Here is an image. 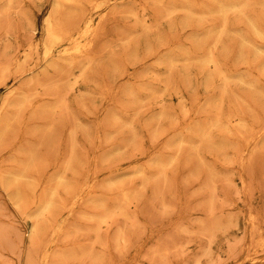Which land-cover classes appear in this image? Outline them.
I'll return each instance as SVG.
<instances>
[{"label": "rangeland", "instance_id": "374dc122", "mask_svg": "<svg viewBox=\"0 0 264 264\" xmlns=\"http://www.w3.org/2000/svg\"><path fill=\"white\" fill-rule=\"evenodd\" d=\"M57 1L0 0V264H264V0H94L46 57Z\"/></svg>", "mask_w": 264, "mask_h": 264}, {"label": "bare ground", "instance_id": "6f19581e", "mask_svg": "<svg viewBox=\"0 0 264 264\" xmlns=\"http://www.w3.org/2000/svg\"><path fill=\"white\" fill-rule=\"evenodd\" d=\"M92 1H93V3L95 2L94 0H92ZM96 1H98V0H96ZM105 1L108 2V0H105ZM110 1H112V0H110ZM93 3L91 1H88V0H58L57 1L56 9L54 8L55 11H54L53 15H51L45 21V26H46V30H47V31L45 30L47 32L45 35L48 36V39H47L48 43L45 46V56L46 57L53 56L55 54V52H57V51L62 53L63 56H70V55L73 56V55H77V54L79 55L83 52L84 49L93 45L92 42H94L93 40L95 37V36H93V33H94V29L96 27L95 26V24H96L95 16L98 14L97 11L101 7V4H95V3L93 4ZM106 5H107V3H106ZM65 6L75 7L76 12H77V14H75V17L72 18L71 22H69L67 26H64L62 23L63 21L61 22L58 18L59 15L57 16V13H60L61 9H63V7H65ZM105 7H107V6H105ZM101 12H102V10H101ZM95 13H97V14L95 15ZM101 16H103V15H101ZM71 17H73V16H71ZM65 23H67V22H65ZM94 35H95V33H94ZM47 36H46V38H47ZM83 42H85L84 45H82ZM91 48H92V46H91ZM84 53H86V52L84 51ZM56 55H57V53H56ZM56 58L60 59L59 57H56ZM62 59H63V57H62ZM46 209H47V207H46Z\"/></svg>", "mask_w": 264, "mask_h": 264}]
</instances>
